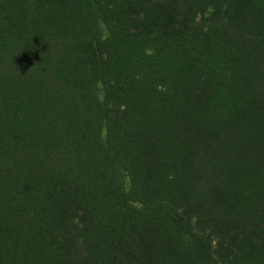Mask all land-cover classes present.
Masks as SVG:
<instances>
[{"label": "trees", "instance_id": "1", "mask_svg": "<svg viewBox=\"0 0 264 264\" xmlns=\"http://www.w3.org/2000/svg\"><path fill=\"white\" fill-rule=\"evenodd\" d=\"M0 264H264V0H0Z\"/></svg>", "mask_w": 264, "mask_h": 264}, {"label": "rangeland", "instance_id": "2", "mask_svg": "<svg viewBox=\"0 0 264 264\" xmlns=\"http://www.w3.org/2000/svg\"><path fill=\"white\" fill-rule=\"evenodd\" d=\"M99 95L102 96V91L101 90L99 91Z\"/></svg>", "mask_w": 264, "mask_h": 264}]
</instances>
